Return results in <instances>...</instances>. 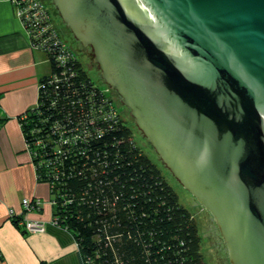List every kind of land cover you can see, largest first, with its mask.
Wrapping results in <instances>:
<instances>
[{
  "label": "water",
  "instance_id": "95a60500",
  "mask_svg": "<svg viewBox=\"0 0 264 264\" xmlns=\"http://www.w3.org/2000/svg\"><path fill=\"white\" fill-rule=\"evenodd\" d=\"M231 264H264V0H52Z\"/></svg>",
  "mask_w": 264,
  "mask_h": 264
},
{
  "label": "trees",
  "instance_id": "16d2710c",
  "mask_svg": "<svg viewBox=\"0 0 264 264\" xmlns=\"http://www.w3.org/2000/svg\"><path fill=\"white\" fill-rule=\"evenodd\" d=\"M15 1L50 64L18 119L37 180L49 186L50 222L74 238L80 264H207L195 215L136 141L140 129L117 109L121 96L94 81L43 0L44 8Z\"/></svg>",
  "mask_w": 264,
  "mask_h": 264
},
{
  "label": "crops",
  "instance_id": "0c3cea01",
  "mask_svg": "<svg viewBox=\"0 0 264 264\" xmlns=\"http://www.w3.org/2000/svg\"><path fill=\"white\" fill-rule=\"evenodd\" d=\"M49 59L35 47L10 0H0V264H80L74 238L52 224L47 183L37 180L18 116L35 105L40 77ZM27 197L42 200L40 209L24 207ZM10 209L16 215H10ZM15 214V213H14ZM40 220L44 230H29L14 218Z\"/></svg>",
  "mask_w": 264,
  "mask_h": 264
},
{
  "label": "rangeland",
  "instance_id": "374dc122",
  "mask_svg": "<svg viewBox=\"0 0 264 264\" xmlns=\"http://www.w3.org/2000/svg\"><path fill=\"white\" fill-rule=\"evenodd\" d=\"M43 1L49 8L51 17L62 39L76 51L80 60L84 62V64H86L87 72L93 77L94 81H96L98 84L103 83L101 81L98 65L93 61L92 48L89 46L84 47L81 42L74 37L71 30L59 16L58 11L56 10L51 0ZM82 52H85V55ZM105 86L107 87V84ZM112 93L114 98L118 100V93L113 89ZM118 102L119 100L116 101L117 109L123 112L124 104L122 103V101L120 103ZM125 112L130 117V121H134V118L130 114V110H126ZM140 133H142L140 130L137 131L135 129V136L137 139L136 141L142 146L145 153L163 170V174L165 175L166 179L178 193L180 203L187 207L192 212V214L195 215L196 221L199 226V232L202 236L201 250L205 256L207 264H231L229 261V254L226 243L221 236L211 213L207 209H205L191 194V192L185 189L173 176L170 170L165 165H163L152 145L148 140L144 139L143 133Z\"/></svg>",
  "mask_w": 264,
  "mask_h": 264
},
{
  "label": "built area",
  "instance_id": "2783aa9c",
  "mask_svg": "<svg viewBox=\"0 0 264 264\" xmlns=\"http://www.w3.org/2000/svg\"><path fill=\"white\" fill-rule=\"evenodd\" d=\"M12 3H15L16 4V10H17V14L19 17H21V14L22 12H24L23 10H21L20 6H19V3H17L15 0H10ZM38 0H33L32 3H35L36 5H38L39 7H42L44 8V5L40 2H37ZM27 15V13H26ZM39 13L36 14V18L38 20H41L42 17H45L43 16L44 15V11H43V14L41 15V17H38ZM28 16V15H27ZM22 19V18H20ZM23 21V20H22ZM43 21V20H41ZM27 29V28H26ZM28 33H30V31L28 30ZM22 203L24 204V207L28 208V209H31V208H37L40 206V199H34V198H30V200L25 197L22 199ZM16 214V211H14V209H10V215L14 216ZM22 223H24V225L26 226V228H28L29 230H44V227L45 225L43 224L42 221L40 220H28V221H23Z\"/></svg>",
  "mask_w": 264,
  "mask_h": 264
},
{
  "label": "flooded vegetation",
  "instance_id": "af4514ba",
  "mask_svg": "<svg viewBox=\"0 0 264 264\" xmlns=\"http://www.w3.org/2000/svg\"><path fill=\"white\" fill-rule=\"evenodd\" d=\"M124 106H125V105H124ZM125 107H126V106H125ZM126 110H129V109L126 107V108H125V111H126Z\"/></svg>",
  "mask_w": 264,
  "mask_h": 264
}]
</instances>
